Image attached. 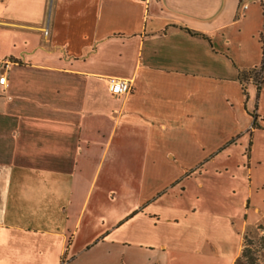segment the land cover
Returning a JSON list of instances; mask_svg holds the SVG:
<instances>
[{
    "label": "crops",
    "instance_id": "obj_1",
    "mask_svg": "<svg viewBox=\"0 0 264 264\" xmlns=\"http://www.w3.org/2000/svg\"><path fill=\"white\" fill-rule=\"evenodd\" d=\"M263 4L0 0V264H237L264 231V85L238 79Z\"/></svg>",
    "mask_w": 264,
    "mask_h": 264
},
{
    "label": "rangeland",
    "instance_id": "obj_2",
    "mask_svg": "<svg viewBox=\"0 0 264 264\" xmlns=\"http://www.w3.org/2000/svg\"><path fill=\"white\" fill-rule=\"evenodd\" d=\"M263 28L264 24L261 31L263 30ZM238 193V199L240 200L241 191H239ZM260 215L264 216V214ZM237 264H264V231L256 230L255 232H251L250 234L245 236L243 252Z\"/></svg>",
    "mask_w": 264,
    "mask_h": 264
},
{
    "label": "trees",
    "instance_id": "obj_3",
    "mask_svg": "<svg viewBox=\"0 0 264 264\" xmlns=\"http://www.w3.org/2000/svg\"><path fill=\"white\" fill-rule=\"evenodd\" d=\"M263 8H264V4H263ZM259 39L260 42L262 43V49H263V57L260 65H257L252 68L240 70L238 75V79L243 86L244 94L247 96V85L253 82L257 85L258 98H259L260 90L264 85V28L260 32ZM252 115L255 118L253 122V127H257L258 124L256 122V114L252 113Z\"/></svg>",
    "mask_w": 264,
    "mask_h": 264
},
{
    "label": "built area",
    "instance_id": "obj_4",
    "mask_svg": "<svg viewBox=\"0 0 264 264\" xmlns=\"http://www.w3.org/2000/svg\"><path fill=\"white\" fill-rule=\"evenodd\" d=\"M141 1L145 3L150 2V0H141ZM6 81H7V76L5 74H1L0 83L6 84ZM106 83H107L108 90L114 96H125L129 94L133 89V83L128 78L108 76L106 77ZM62 264H66V261H63Z\"/></svg>",
    "mask_w": 264,
    "mask_h": 264
}]
</instances>
